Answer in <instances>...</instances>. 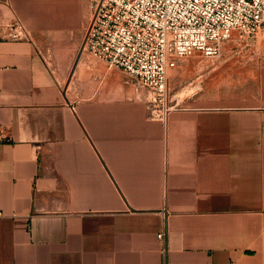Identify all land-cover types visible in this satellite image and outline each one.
I'll list each match as a JSON object with an SVG mask.
<instances>
[{
  "label": "crops",
  "instance_id": "obj_1",
  "mask_svg": "<svg viewBox=\"0 0 264 264\" xmlns=\"http://www.w3.org/2000/svg\"><path fill=\"white\" fill-rule=\"evenodd\" d=\"M72 1L0 0V264H264V39L180 61L163 122L122 69L47 62Z\"/></svg>",
  "mask_w": 264,
  "mask_h": 264
},
{
  "label": "built area",
  "instance_id": "obj_2",
  "mask_svg": "<svg viewBox=\"0 0 264 264\" xmlns=\"http://www.w3.org/2000/svg\"><path fill=\"white\" fill-rule=\"evenodd\" d=\"M91 10L84 48L126 72L149 117L163 122L180 107L169 73L181 59L221 56L232 40L250 47L264 33V0H91ZM18 27L16 38L25 34Z\"/></svg>",
  "mask_w": 264,
  "mask_h": 264
},
{
  "label": "rangeland",
  "instance_id": "obj_3",
  "mask_svg": "<svg viewBox=\"0 0 264 264\" xmlns=\"http://www.w3.org/2000/svg\"><path fill=\"white\" fill-rule=\"evenodd\" d=\"M72 2H75L77 5L75 13L76 17L74 19L76 22H72V20H70L69 23L63 24V40L58 44L54 45L52 42L44 41L41 47V53L51 66H62L63 83L69 78L74 65L82 63L84 57H86V55H90L84 48V37L92 16L89 12L91 0H73ZM20 24L22 25V31L25 34H28L29 32V35L31 36L27 25L22 21ZM40 34L42 35V33ZM263 39L264 33H262L257 42L253 43L250 47L242 40H232L223 45V51H262ZM182 60L186 61L188 59L184 58L180 61Z\"/></svg>",
  "mask_w": 264,
  "mask_h": 264
}]
</instances>
